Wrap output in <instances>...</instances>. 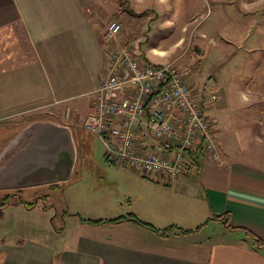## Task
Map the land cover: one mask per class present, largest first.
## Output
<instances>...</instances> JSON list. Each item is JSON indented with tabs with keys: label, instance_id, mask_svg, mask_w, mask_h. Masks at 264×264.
Segmentation results:
<instances>
[{
	"label": "crops",
	"instance_id": "obj_1",
	"mask_svg": "<svg viewBox=\"0 0 264 264\" xmlns=\"http://www.w3.org/2000/svg\"><path fill=\"white\" fill-rule=\"evenodd\" d=\"M91 1L0 0V128L5 129L2 123L23 110L42 113L13 129L2 146L20 127L35 120L70 126L60 115L61 107L72 106L82 115L93 111L92 91L104 74L106 50L112 45H104L100 22L87 13ZM106 1L96 0L95 7ZM155 52L151 54L161 55ZM218 127L213 125L214 130ZM138 134L147 150L168 152L146 130ZM214 136L224 148L223 152L217 144L221 156L227 154L223 163L204 154L173 180L144 176L116 163L126 178V203L115 207L102 197L95 216L67 209L62 214L77 217V226L73 235L62 239L65 224L56 228L49 224L46 237L59 236L57 246L42 234L1 239L0 264H264V247L254 249L242 230L225 226L228 220L264 241V168L235 159V146L225 143L217 131ZM39 201L41 213L48 214L47 200L42 198L31 208L22 207L33 211ZM129 214L157 229L175 225L192 231L161 235L133 220L93 225L80 219L109 220ZM217 216L227 218L224 222L213 219Z\"/></svg>",
	"mask_w": 264,
	"mask_h": 264
},
{
	"label": "rangeland",
	"instance_id": "obj_2",
	"mask_svg": "<svg viewBox=\"0 0 264 264\" xmlns=\"http://www.w3.org/2000/svg\"><path fill=\"white\" fill-rule=\"evenodd\" d=\"M97 4L92 0L87 13L100 22L102 33L109 22H119L118 45L138 56L147 54L154 62H172L188 83L214 92L216 99L206 107L208 117L215 120L213 125L219 126L214 133H221L225 143L235 146V159L264 168V0H107L102 6ZM152 52L161 55L155 57ZM59 109L70 122L77 147L74 173L60 181L61 187L55 182L22 188L21 196L29 202L50 192L46 199L50 210L41 213V201L33 210L36 213L12 203L0 216V241L42 234L57 246L59 236L46 237L49 224L55 228L65 224L62 239L73 235L77 226V217L62 214L67 209L95 216L102 197L115 207L126 203V178L121 167L105 157L107 143L85 130L88 114L72 106ZM41 115L23 110L2 123L0 148L8 134ZM6 192L14 189H0V195Z\"/></svg>",
	"mask_w": 264,
	"mask_h": 264
},
{
	"label": "built area",
	"instance_id": "obj_3",
	"mask_svg": "<svg viewBox=\"0 0 264 264\" xmlns=\"http://www.w3.org/2000/svg\"><path fill=\"white\" fill-rule=\"evenodd\" d=\"M121 25L111 21L102 33L106 50L104 74L92 91L93 111L85 130L105 141V157L144 176L173 180L184 173L187 153L199 143L205 155L223 163L206 107L217 95L188 83L172 62L143 61L125 45H118ZM146 130L167 153L147 150L139 142Z\"/></svg>",
	"mask_w": 264,
	"mask_h": 264
},
{
	"label": "water",
	"instance_id": "obj_4",
	"mask_svg": "<svg viewBox=\"0 0 264 264\" xmlns=\"http://www.w3.org/2000/svg\"><path fill=\"white\" fill-rule=\"evenodd\" d=\"M77 147L70 126L35 120L22 127L0 150V189H18L68 180Z\"/></svg>",
	"mask_w": 264,
	"mask_h": 264
},
{
	"label": "trees",
	"instance_id": "obj_5",
	"mask_svg": "<svg viewBox=\"0 0 264 264\" xmlns=\"http://www.w3.org/2000/svg\"><path fill=\"white\" fill-rule=\"evenodd\" d=\"M139 57L143 61L149 62L143 54H140ZM203 155H204V152H203L202 148H200L199 143H198L187 153V158H188L189 163L190 162L197 163L199 158H201ZM21 189L22 188L14 189V192H6V193H3L2 195H0V216L2 215L3 210L6 207L10 206L12 203H19L20 205H22V206H24L26 208H31V207H33L35 205L36 200H32V201L29 202V201H26V200H24L22 198V196H21L22 194L20 192ZM48 197H50V192L48 194H45V195L41 196L40 198H42L43 201H46V199ZM226 218H227V216H217V217H214L213 219H215V220H220L221 219L224 222V220ZM80 219L82 221H86V222H88L90 224H93V225H98V224H101V223H104V222H108V221L115 222V221H118V220H133V221L137 222L140 225H143L145 227H148V228H151L153 230L158 231V233H160L161 235H167L170 232L188 233V232L192 231V230L181 229L180 227H177L175 225H170V226H167V227H165L163 229H157L153 225L140 220L139 218H137L135 215H132V214H129L127 216H119L117 218H113V219H109V220L83 219V218H80ZM225 226L228 227V228H231V229H240V230H242L246 236L251 238L252 246H253L254 249L257 250L259 248L264 247V241L262 239H260L258 236H256L253 233H251L250 231H248L246 229H243V228L235 227V226L231 225L228 222V220L225 221ZM196 229H198V228H195L193 231H196Z\"/></svg>",
	"mask_w": 264,
	"mask_h": 264
},
{
	"label": "flooded vegetation",
	"instance_id": "obj_6",
	"mask_svg": "<svg viewBox=\"0 0 264 264\" xmlns=\"http://www.w3.org/2000/svg\"><path fill=\"white\" fill-rule=\"evenodd\" d=\"M41 197V196H40Z\"/></svg>",
	"mask_w": 264,
	"mask_h": 264
}]
</instances>
